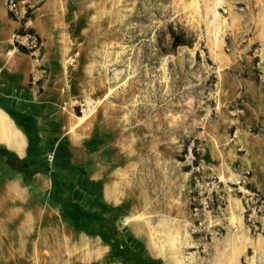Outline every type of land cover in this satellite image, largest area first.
<instances>
[{
	"label": "rangeland",
	"instance_id": "rangeland-1",
	"mask_svg": "<svg viewBox=\"0 0 264 264\" xmlns=\"http://www.w3.org/2000/svg\"><path fill=\"white\" fill-rule=\"evenodd\" d=\"M31 22L58 38L73 114L106 108L77 137L64 124L37 137L50 174L0 173V264H100L115 242L90 229L99 211L150 262L264 264V0H40ZM52 175L72 181V217Z\"/></svg>",
	"mask_w": 264,
	"mask_h": 264
},
{
	"label": "crops",
	"instance_id": "crops-1",
	"mask_svg": "<svg viewBox=\"0 0 264 264\" xmlns=\"http://www.w3.org/2000/svg\"><path fill=\"white\" fill-rule=\"evenodd\" d=\"M5 4V0L4 2L0 0V147L15 154L19 159H25L28 154L29 138L23 126L29 122L35 123L36 137L40 138L48 133H45L46 130L60 131L63 124L73 136L77 137L81 132H75L68 126L70 115H77L72 112L74 102L71 100L69 90L62 87L64 70L62 54L59 49H56L58 38L44 25L47 37L43 38L30 22L26 24V27L35 31L34 34H38L37 36L44 40L41 59L35 60L32 58V53L24 54L17 49H13L11 46L12 37L21 26V22L8 16ZM47 11L48 7L40 14L37 12V15L41 16L42 22L45 23L51 20L50 15H47ZM41 66L46 67L49 74L43 82V87L46 90L38 96L35 87L30 85V78L33 77V72H38V77L41 76V72H44V70L37 69ZM43 111L48 112V120L46 121L42 117ZM49 141L50 139L41 138L40 143L43 144ZM57 141L58 139L55 136L51 138V142L56 143ZM3 170H5L4 159L0 156V171ZM36 183L42 187L45 184L47 185L43 178H37ZM11 186L16 187L15 184ZM69 234L71 241L74 236H78V234ZM80 236H85L93 241L99 240L103 243L98 237H91L86 234ZM109 258L110 247L108 246L107 255L103 258L95 257V260L100 264L125 263L119 259L109 262Z\"/></svg>",
	"mask_w": 264,
	"mask_h": 264
},
{
	"label": "trees",
	"instance_id": "trees-1",
	"mask_svg": "<svg viewBox=\"0 0 264 264\" xmlns=\"http://www.w3.org/2000/svg\"><path fill=\"white\" fill-rule=\"evenodd\" d=\"M17 33L21 35L33 34L34 31L30 28L24 30L23 25L16 30ZM36 36V35H35ZM37 42L40 43V39L36 36ZM173 45H181L179 36L172 34ZM17 49L24 53H31L26 48L18 46ZM79 116V114H77ZM22 125V124H21ZM27 125V126H26ZM23 126L25 133L29 138V147L28 154L25 159H19L15 154L9 152L3 147H0V156L4 159L5 170L2 173L3 175H8L11 177L21 176L23 181L27 184L30 183L31 178L36 174H50V164L47 158H40L36 152V126L34 122H29ZM61 175H52L51 179V188L49 195L52 196L53 204L60 205L65 207L67 205V211H69V216L73 214L74 208L69 204L71 202V197H73V187L72 181H69L68 184L65 180L61 182ZM66 179H70L66 177ZM62 183V184H60ZM67 184V185H66ZM86 213H94L86 210ZM72 217V216H71ZM98 225L90 226L92 231H101V234L106 238H110L111 241L115 242V245L111 246L110 253L114 259H120L125 263L131 264H161L159 262H150L147 261L142 256L138 255L136 252L127 249L128 241L123 234V232L115 226V222L108 219L104 213L96 212L95 215Z\"/></svg>",
	"mask_w": 264,
	"mask_h": 264
},
{
	"label": "built area",
	"instance_id": "built-area-1",
	"mask_svg": "<svg viewBox=\"0 0 264 264\" xmlns=\"http://www.w3.org/2000/svg\"><path fill=\"white\" fill-rule=\"evenodd\" d=\"M39 2L40 0H6L5 6L8 16L11 19L21 22V26L23 25L24 30H26V24L31 22L33 9ZM39 44L40 43L37 42L35 34L21 35L15 31L12 37L11 46L13 49H17L18 46H22L32 53L36 50L38 51ZM263 61L264 58L260 60V63H264ZM261 73L264 76V70H262ZM78 108L80 115H82L87 109L85 104H78ZM256 202L264 204V200L258 196H256Z\"/></svg>",
	"mask_w": 264,
	"mask_h": 264
},
{
	"label": "bare ground",
	"instance_id": "bare-ground-1",
	"mask_svg": "<svg viewBox=\"0 0 264 264\" xmlns=\"http://www.w3.org/2000/svg\"><path fill=\"white\" fill-rule=\"evenodd\" d=\"M102 80H104V83L106 84V78L103 76ZM112 92L114 93L113 90H105V96H109L112 94ZM87 95V94H86ZM94 103H92L91 101H87V105L89 107L88 111L84 112L82 114L81 117H77V116H70V120L68 121V126L70 127V129H80L82 127L87 128L91 122L93 121V119L95 118V114H96V108L97 107H101V108H106L105 104L103 101L95 103V105H93ZM1 115V114H0ZM5 119V118H4ZM1 124V123H0ZM6 124V123H5ZM68 127V128H69ZM2 129V128H1ZM4 129V128H3ZM9 129V128H8ZM83 129V130H84ZM2 131V130H1ZM4 132V131H3ZM9 133V132H8ZM11 134V133H10ZM9 134V135H10ZM8 137V136H7ZM4 140V139H3ZM20 141V140H19ZM18 146V145H17ZM21 148V147H20ZM21 150V149H20ZM77 244L79 245H87L89 247V249L93 252L94 255H98L100 256V254H102V252H104L105 247H103V245H101V243L97 244L95 241L93 240H86V239H81V238H77ZM107 255V254H106Z\"/></svg>",
	"mask_w": 264,
	"mask_h": 264
}]
</instances>
